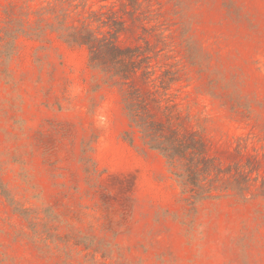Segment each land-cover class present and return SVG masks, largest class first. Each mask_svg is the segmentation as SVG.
<instances>
[{"label":"rangeland","instance_id":"rangeland-1","mask_svg":"<svg viewBox=\"0 0 264 264\" xmlns=\"http://www.w3.org/2000/svg\"><path fill=\"white\" fill-rule=\"evenodd\" d=\"M0 264H264V0H0Z\"/></svg>","mask_w":264,"mask_h":264},{"label":"trees","instance_id":"trees-1","mask_svg":"<svg viewBox=\"0 0 264 264\" xmlns=\"http://www.w3.org/2000/svg\"><path fill=\"white\" fill-rule=\"evenodd\" d=\"M68 40L71 41L70 37H68ZM131 96H134V94ZM128 101L127 109L130 118L142 132L145 142L151 148L162 152L169 161H183L191 185L200 189L198 192L204 194L205 192L200 188L202 185L201 179H199L201 178L200 170L205 169V165L201 166L199 161L201 160L199 156L203 150L202 142L194 135L181 137L174 129L165 127L163 123L146 121L140 113V102L134 97L132 99L128 98Z\"/></svg>","mask_w":264,"mask_h":264}]
</instances>
